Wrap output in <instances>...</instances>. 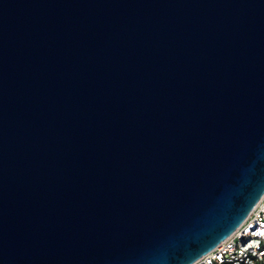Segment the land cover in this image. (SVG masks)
<instances>
[{
	"label": "water",
	"instance_id": "obj_1",
	"mask_svg": "<svg viewBox=\"0 0 264 264\" xmlns=\"http://www.w3.org/2000/svg\"><path fill=\"white\" fill-rule=\"evenodd\" d=\"M264 196V0H0V264H192Z\"/></svg>",
	"mask_w": 264,
	"mask_h": 264
},
{
	"label": "built area",
	"instance_id": "obj_2",
	"mask_svg": "<svg viewBox=\"0 0 264 264\" xmlns=\"http://www.w3.org/2000/svg\"><path fill=\"white\" fill-rule=\"evenodd\" d=\"M264 196L226 239L192 264H264Z\"/></svg>",
	"mask_w": 264,
	"mask_h": 264
},
{
	"label": "snow or ice",
	"instance_id": "obj_3",
	"mask_svg": "<svg viewBox=\"0 0 264 264\" xmlns=\"http://www.w3.org/2000/svg\"><path fill=\"white\" fill-rule=\"evenodd\" d=\"M262 234H264V233H262Z\"/></svg>",
	"mask_w": 264,
	"mask_h": 264
}]
</instances>
